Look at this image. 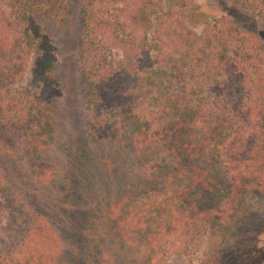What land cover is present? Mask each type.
<instances>
[{
    "label": "trees",
    "instance_id": "16d2710c",
    "mask_svg": "<svg viewBox=\"0 0 264 264\" xmlns=\"http://www.w3.org/2000/svg\"><path fill=\"white\" fill-rule=\"evenodd\" d=\"M62 1L0 0V143L36 178L50 171L42 152L59 90L54 49L31 16L57 13ZM229 1L264 19V0ZM77 61L87 134L109 145L102 165L125 164L117 177L106 172L103 186L131 176L130 193L145 194L139 203L126 191L117 196L106 211L114 235L127 207L150 199L143 211L158 221L144 235L156 252L172 233L191 239L206 222L228 221L243 195H264V45L256 36L208 19L192 0H80ZM14 192L1 177L0 213L14 211L20 240L0 249V264L46 261L58 238L41 215L16 205Z\"/></svg>",
    "mask_w": 264,
    "mask_h": 264
},
{
    "label": "rangeland",
    "instance_id": "374dc122",
    "mask_svg": "<svg viewBox=\"0 0 264 264\" xmlns=\"http://www.w3.org/2000/svg\"><path fill=\"white\" fill-rule=\"evenodd\" d=\"M79 1L63 0L57 13L35 12L31 16L52 45L55 55L53 76L59 97L53 110L52 135L47 139V149L42 152V160L50 169L49 173L38 178L31 176L0 143V179L3 177L14 189V198L20 202L16 205H21L26 212L41 215L58 238L56 251L48 253L46 261L38 258L36 262L264 264V195L257 193L243 195L238 209L229 216L228 221L206 222L198 235L191 239L172 233L160 241L162 245L159 242L160 247L156 252L149 249L144 235L151 231L153 222L158 221L157 215L143 211L144 204L151 203L150 199L141 206L142 210L127 207L126 222L121 233L113 234L111 225L106 222V211L116 204L117 196L121 194V197H127L124 196L126 191L131 196L130 201L133 199L139 203L145 194L130 193L126 185L131 176L122 177L121 180H118L120 177L111 179L109 186L102 184L106 172H117L116 169H121L125 164L115 166V169L112 167L111 171L102 165V153L109 145L95 144L87 134L84 86L79 81L77 61ZM192 1L208 19L224 18L234 22L241 33L256 36L264 45L263 18L229 0ZM201 27L202 22L195 27V31ZM33 49H29L26 58V71L20 80L23 85L30 80ZM198 197L203 199L202 196ZM151 201L154 202L152 198ZM9 212L5 214L3 208L0 213L3 232L0 249H4L8 241L20 240L15 237L19 233V226L13 223L15 213ZM149 213L152 214L150 219L147 218ZM189 242L191 247L184 253V246ZM22 250L27 252V247L23 246Z\"/></svg>",
    "mask_w": 264,
    "mask_h": 264
}]
</instances>
